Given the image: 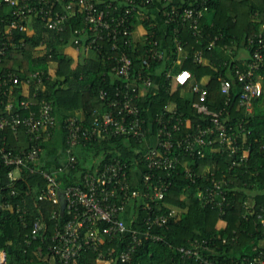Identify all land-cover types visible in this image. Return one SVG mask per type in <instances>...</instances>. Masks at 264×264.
<instances>
[{"label":"built area","instance_id":"2783aa9c","mask_svg":"<svg viewBox=\"0 0 264 264\" xmlns=\"http://www.w3.org/2000/svg\"><path fill=\"white\" fill-rule=\"evenodd\" d=\"M154 1L125 0L126 5L121 9L113 3L101 6L98 0H0V8L8 6L13 15L6 22V35L0 44V94H12V89L21 85L28 88V94L21 93L18 109L15 101L10 99L5 110L0 112V163L14 167L10 173L13 179L19 178L23 169L40 173L45 178L46 188L38 198L58 206L51 214L56 220L52 250L65 262L75 263L83 251L94 250L98 252L97 261L132 264L133 253L145 238L161 240L160 234L131 227L137 218L132 208L136 205L148 211L144 221L149 229L165 227L171 219L179 217L183 210L181 207L167 206L168 209L164 211L162 206L183 157L201 159L206 157L207 152H215L216 157H223L229 162L226 172L230 174L247 166L251 160V143L246 139L240 141V136L246 138L244 124L231 125L230 111L226 106L219 110L211 109L206 103L208 88L199 81L193 83L190 70L174 69L187 57L181 56L185 44L179 35L174 37V43L176 53L181 58H176L173 68L167 70V77L177 85L192 83L194 91L200 93L199 100L193 106L199 113L207 115L209 123L198 124L193 131L183 134V128H192L191 121L182 117L176 106L170 105L166 109L167 115L143 116L137 100L145 89L157 84L150 74L144 72H139L135 79L131 78L133 59L128 48L140 50L139 43L134 40L135 28L138 22H143L144 7ZM163 1L162 21L166 25L173 22L182 26L189 24L196 35H202L201 24L211 11L210 0H188L178 6L175 0ZM59 5L62 7L58 8ZM78 15L83 23L74 29L73 44L84 51H100L108 42L111 43V49L118 52L110 56L115 61L113 71L126 81L118 86L112 97L108 91L101 92V97L107 100V110L95 109L88 123L85 116L77 113L66 117L63 159L58 166L47 170L39 163L46 152L44 144L50 140L57 126V118L52 100L40 95L46 89L45 71L36 70L22 78L15 71L4 72L2 61L8 48L22 46L23 41L16 40L14 30H26L29 20L40 18L45 28L64 31L66 25L76 20ZM146 19L148 27L141 43H149L143 45L146 48L142 60L144 68L148 69L150 60L164 59L168 49L166 45L161 47L154 36L159 25L150 21L149 17ZM217 39V36L212 38L208 48L211 49ZM247 41L250 56L243 61V68L236 65L235 73L242 82L239 104L251 115L255 100L264 92L261 72L264 68V30L249 36ZM40 46L46 47V44L41 42ZM194 60L199 63L205 61L202 50L195 53ZM220 81L222 92L228 95L227 104L232 80L221 75ZM6 87L8 89H4ZM154 122H157V132H154ZM7 128L13 133L22 131L26 144L18 145V148L10 146L4 132ZM119 137L133 138L141 145V154L133 160L134 168L127 160L120 158L113 148L98 155L90 154L83 161L85 147L104 142L113 145ZM261 147H264V141ZM183 166L185 177L192 185L183 192L182 198L186 200L192 194L203 205L218 207L221 213H225V205L233 203L229 198L234 183L232 177L224 174L218 178L211 165L204 166L200 172L188 161ZM192 189L194 192H191ZM245 207L251 211L253 201L246 200ZM6 209L17 212L22 220L27 213V209L19 204L0 198V213ZM61 212L63 219H60ZM261 222L264 226V214L261 215ZM43 229H46L44 220L36 219L32 237L36 238ZM125 236H130V240L117 255L115 246L103 248L106 242ZM223 241H226L225 238ZM210 243L211 239L195 238L190 240L189 245L179 247V250L193 259L195 264H232L211 258ZM244 264H264V250H259L253 257H246Z\"/></svg>","mask_w":264,"mask_h":264},{"label":"trees","instance_id":"16d2710c","mask_svg":"<svg viewBox=\"0 0 264 264\" xmlns=\"http://www.w3.org/2000/svg\"><path fill=\"white\" fill-rule=\"evenodd\" d=\"M98 1L101 6L113 3L121 9L126 5L125 0ZM185 2L188 0H175V5L178 6ZM161 3L164 7L163 1ZM61 7V5L58 6V8ZM210 7L214 10L213 23H208L207 17L203 19L201 36L196 35L189 24L185 26L174 22L165 24V33L157 27L155 38L161 47L164 42L167 43L169 50L164 59L150 60L148 69L144 68L142 60L145 57V46L149 43H140L139 51L128 48V53L133 59L131 78L135 79L139 72H144L150 74L157 84L145 89L144 94L137 100V104L141 107L143 116L147 118L148 116L167 115V106L173 103L178 113L191 121L192 128H183V134L193 131L198 124L209 123L207 115L199 113L193 106L194 102L199 100L200 93L194 91L192 83L177 85L167 77V70L173 68L177 58L174 37L179 35L184 41L188 55L183 63L176 65L174 69L190 70L193 83L200 82L204 76L209 77L206 85L208 88L206 103L213 110L226 106L230 111L231 125L244 124L246 138L240 136V141L243 142L246 139L251 143V160L247 166L234 170L230 174L226 172L229 162L223 157H216L215 152L213 154L207 152L206 157L201 159L183 157L181 165L172 177V185L162 206L164 211L168 209L167 206L181 207L183 210L179 217L171 219L165 227L149 229L144 221L148 211L136 205L132 208L137 218L131 223V227L149 230L162 237L161 240L145 238L134 251L132 264H195L193 259L180 252L179 247L189 245L190 240L204 237L211 239L210 257L217 262L244 264L246 257H253L259 250H264V226L261 222V215L264 214V147H261L264 141V108L261 106L264 92L255 100L254 112L251 115L247 114L245 108L239 104L242 82L238 80L235 73L236 65L243 68L244 64L237 59L225 57L226 52H234L240 46L247 47L248 37L260 31V23L251 22L250 17L259 9L264 22V0H210ZM12 17L8 6L0 8V44L3 36L6 35V22ZM77 17L76 20L73 19L66 25L64 31L45 28L40 18L32 19L35 20L36 30L32 34L27 29L16 28L14 36L17 41H23L22 46L8 48L2 61L4 72L15 71L22 78L36 70L45 71L46 89L40 92V95L52 100L57 118V126L50 140L44 144L46 152L39 163L47 170L58 166L63 159L62 150L65 148L67 135L66 117L73 114L72 111L76 109H83L85 120L88 123L95 109L107 110V100L101 97V92L108 91L109 96L112 97L118 86L126 81L113 71L115 61L110 56L118 52L111 49L109 42L103 50L93 49L91 54L77 67H72L71 59L62 52V46L70 43L75 35L74 29L83 23L81 16ZM216 36L218 37L216 44L211 49L208 48L209 42ZM41 42H44L46 47L42 53H39L38 46ZM199 50H202L207 58L202 63L194 60V55ZM51 60L57 62L54 78L48 71ZM261 72L264 74V68ZM221 75L232 80L230 99L227 104L228 95L224 94L221 89ZM14 88L13 93H16L18 89ZM13 96L14 94L11 93L0 94V112L5 110L8 100ZM20 98L21 96L16 99L19 101ZM15 103L18 109L19 102ZM153 124L154 132H157V122ZM4 132L7 134L10 146L18 148L13 132L9 128ZM114 144L113 146L104 142L88 145L85 147L83 161L90 154L98 155L106 149L113 148L120 158L127 160L134 168L133 160L141 154L140 143L133 138L119 137L115 139ZM187 161L199 172L204 166L211 165L218 178L224 174L232 177L234 183L231 185L233 189L229 198L233 200V203L225 205V213H221L218 207L203 205L199 198L192 194L188 195L186 200L182 198L183 192H186L192 185L185 177L183 165ZM13 169V166L0 163V198H6L16 205L19 204L27 209V213L22 220L20 215L13 210L1 211L0 253L6 252V261L2 262L0 256V264H29L30 262L48 264L45 259L47 255H53L58 264H98V252L94 250L83 251L75 263L65 262L54 254L52 236L56 220L51 214L58 206L48 200L38 198L46 188L47 182L42 174L31 173L27 169L21 171L19 178L13 179L10 175ZM191 192H194V189ZM248 199L253 201L254 207L251 211L245 207V201ZM60 216H62L60 219L64 218L63 212ZM38 218L44 220L46 229L33 238L32 227ZM220 220L225 221L224 227L218 226ZM223 238L226 241H223ZM129 240L130 236L119 240L114 239L112 242H106L103 248L113 245L116 248L115 255H117L126 247ZM113 264L123 263L114 261Z\"/></svg>","mask_w":264,"mask_h":264},{"label":"crops","instance_id":"0c3cea01","mask_svg":"<svg viewBox=\"0 0 264 264\" xmlns=\"http://www.w3.org/2000/svg\"><path fill=\"white\" fill-rule=\"evenodd\" d=\"M163 1V0H161ZM160 0H155L151 5L149 6H145L144 7V13L145 16L143 18V22H138L136 28H135V32H134V40L137 41L139 44L142 41L143 38V34L146 31V27H148V20L146 19V17L150 18V21H154L156 24L159 25V27L161 28V30L163 31V33L166 32V30H164L165 28V23L162 21V12H161V8H162V3ZM164 2V1H163ZM213 13V14H212ZM213 16H214V10H211L208 14H207V22L212 24L213 23ZM142 20V19H141ZM34 21V22H33ZM250 21L251 22H255V23H260V29L259 30H264V22H263V17L261 16V10H257L255 13H253L250 17ZM27 30L30 34L34 33L35 30V20H29L27 23ZM73 38L71 39L70 43L62 46V52H64L65 55H67L70 59H71V63H72V67H77V65H79L80 62H82L83 60H85V58L87 56H89L91 54V51H84L83 49H79L78 47H76L73 44ZM164 45H166V49L169 50V46L167 45V43L164 42ZM38 49L40 50L39 53H42L45 50L44 46H38ZM42 49V50H41ZM177 58H181V56H187L188 53L185 51H183V53L181 54V56L179 54H177ZM250 56V52L248 50V48L246 46H240L236 51L234 50V52L228 53L226 52L225 57L227 58H233V60H239V61H244L247 60ZM207 60V58H205ZM56 68H57V62L54 60L49 61V73L50 75L54 78V76L56 75ZM263 75V81H264V74ZM209 81V77L208 76H204L201 79V83L203 85H207ZM16 88V87H15ZM14 88V89H15ZM18 91L14 94V96L12 97L11 100L17 102L18 104V100L16 98H19L21 96V93L23 95L28 94V88L25 85H21V86H17ZM13 90V89H12ZM171 107L175 106L173 103L169 104ZM262 108H264V100L261 103ZM74 113H77L78 115L84 117V110L83 109H76L74 111H72ZM16 143L19 146H23L26 144V138L25 135L22 131H19L17 133H13ZM218 226L219 227H224L225 226V221L224 220H220L218 222ZM1 256V261L5 262L6 258L4 260V251H2L0 253ZM6 257V256H5ZM46 262H48V264H58L56 258L53 255H47L46 256ZM29 264H40L37 262H30ZM98 264H113L110 262H105V261H98Z\"/></svg>","mask_w":264,"mask_h":264},{"label":"water","instance_id":"95a60500","mask_svg":"<svg viewBox=\"0 0 264 264\" xmlns=\"http://www.w3.org/2000/svg\"><path fill=\"white\" fill-rule=\"evenodd\" d=\"M62 211H64V209H63V208H62ZM5 256H6V252L4 251V260H5V258H6Z\"/></svg>","mask_w":264,"mask_h":264},{"label":"rangeland","instance_id":"374dc122","mask_svg":"<svg viewBox=\"0 0 264 264\" xmlns=\"http://www.w3.org/2000/svg\"><path fill=\"white\" fill-rule=\"evenodd\" d=\"M213 14V13H212ZM207 17V16H206Z\"/></svg>","mask_w":264,"mask_h":264},{"label":"snow or ice","instance_id":"6c2138e0","mask_svg":"<svg viewBox=\"0 0 264 264\" xmlns=\"http://www.w3.org/2000/svg\"><path fill=\"white\" fill-rule=\"evenodd\" d=\"M185 75H187V74H185Z\"/></svg>","mask_w":264,"mask_h":264}]
</instances>
